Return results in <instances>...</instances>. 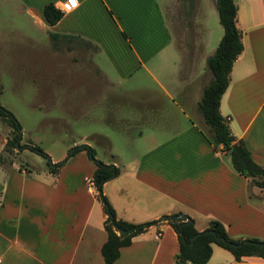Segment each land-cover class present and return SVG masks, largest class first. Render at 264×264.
I'll list each match as a JSON object with an SVG mask.
<instances>
[{"label": "crops", "instance_id": "crops-1", "mask_svg": "<svg viewBox=\"0 0 264 264\" xmlns=\"http://www.w3.org/2000/svg\"><path fill=\"white\" fill-rule=\"evenodd\" d=\"M207 1L215 6V0H199L196 11L187 9L194 14V28L191 42L187 39L181 49L169 15L177 0H0L2 67L31 65L36 70L32 65L39 62L41 48L34 30L50 29L52 42L44 47L51 59L50 82L65 88L58 93L59 101L94 103L90 110H98L99 120L129 134L140 135L135 129L143 123L158 135H169L152 142L103 185L117 218L133 223L158 220L121 247L115 264H190L176 262L177 234L159 220L174 213L188 215L198 231L217 220L234 239H264V188L237 173L230 156L214 150L202 133L207 130L201 120L206 124L197 105L211 78L205 66L211 55L204 39ZM233 1L243 50L231 68L219 111L253 160L264 166V0ZM48 3L63 12L55 24L43 17ZM190 5L194 7L192 1ZM13 20L19 24H7ZM60 52L90 54L92 62L58 66L54 57ZM167 54L173 69L167 68ZM75 70L85 71L97 90L88 91L86 84V92L73 94L71 79L79 73ZM139 72L149 78L147 85L135 78ZM150 78L157 88H150ZM4 145L0 138V153ZM73 156L57 173L0 162V264H105L101 246L107 238L106 215L90 184L95 165L90 175L67 170ZM58 161L51 158L52 163ZM211 247L206 264H264L259 256L237 261L217 244Z\"/></svg>", "mask_w": 264, "mask_h": 264}, {"label": "rangeland", "instance_id": "rangeland-1", "mask_svg": "<svg viewBox=\"0 0 264 264\" xmlns=\"http://www.w3.org/2000/svg\"><path fill=\"white\" fill-rule=\"evenodd\" d=\"M191 1L194 7H191ZM177 2L169 13L171 16L170 24L181 49H184L185 41L188 39L189 43L191 42V34L194 28V14L192 15L190 11L196 8L199 0H177ZM188 8L190 11L186 13ZM194 10L196 11V9ZM7 24L16 25L19 23L13 20ZM20 24L28 26L26 22H20ZM205 24V49L206 52L212 54L222 37L223 29L219 23L215 6L208 4V1L205 4ZM49 32L37 28L34 30L33 34L41 48L39 62L32 65L36 70H33L31 65H27L29 69H16V65L11 64L10 69H5L0 64V104L13 113L22 127L19 143L37 145L56 161H62L76 146L87 144L94 149V159L96 161L117 165L120 168H123V164H125L128 168L134 157L143 152L152 142L160 137L164 139L169 136L165 134L158 135L143 123H139L137 125L139 128L135 129V131H142L140 135L129 134L125 130H117L103 120H99L98 110H94V112L90 110L94 103L59 101L62 100V96L58 93L64 92L65 88L62 84H53L49 79L51 59L49 54L46 55L48 53L46 49L52 42L50 41ZM186 55L190 59V55ZM91 57L90 54L85 57L78 53L60 52L54 58L55 61L61 63L57 64L59 66L67 61L90 62L91 64ZM102 59L105 62L104 57ZM166 61L167 68L173 69L175 63L172 64L170 54H167ZM174 62H178V56H176ZM76 67L80 68L79 66ZM175 68L176 65H174ZM61 70L62 72L65 71ZM58 71L60 70L56 72ZM75 72L79 73L74 74L71 79L70 89L73 94L77 95L79 90H81L80 93L86 92L84 91L86 90V84L88 91L94 92L97 90L95 84L89 83L85 71L83 73L75 70ZM16 74H18V78L15 76ZM24 74H27L25 78H23ZM135 78L146 82V85L147 79H149L142 72L137 73ZM171 78H174V74ZM151 81L150 88H157L156 83L153 80ZM131 84L135 85L134 82ZM142 84L139 83L137 86L139 85L142 88ZM87 113H90L89 117H85ZM118 124H120V127L124 126V124L117 121ZM201 124L207 130L202 120ZM11 137V127L5 119L0 118V138L6 143ZM1 153L4 158L2 161L4 166H9L11 162L15 161L21 168L28 170H49L46 158L29 149L20 151L14 148L10 151L3 150ZM73 158L70 164L67 165V170L77 168L83 170V173L91 174V167L95 165V161L86 152H77ZM223 251L225 252V250Z\"/></svg>", "mask_w": 264, "mask_h": 264}, {"label": "trees", "instance_id": "trees-1", "mask_svg": "<svg viewBox=\"0 0 264 264\" xmlns=\"http://www.w3.org/2000/svg\"><path fill=\"white\" fill-rule=\"evenodd\" d=\"M215 7L223 34L214 52L205 61V66L211 73V78L203 87L197 105V110L207 126V131H202V133L208 142L213 145L214 150H220L230 156L232 167L237 173L251 178L254 185L264 188V166L253 160L251 152L243 140L237 139L231 133L227 119L219 111L221 97L229 84L231 68L243 50V43L241 33L236 25L237 7L234 1L215 0ZM42 14L48 23L55 24L61 19L63 12L56 8L53 3H48L44 5ZM0 118L5 119L12 130V137L6 141L3 150L10 151L17 148L20 151L29 149L36 152L46 158L51 173H57L69 157L80 151H85L95 161V169L90 181L106 215L103 227L107 238L101 246V255L105 264H115L120 255L121 247L130 245L135 235L144 232L150 225L158 222V220H151L133 223L117 218L114 208L106 195L103 194L102 189L105 182L120 173V168L113 164L96 161L94 159V149L89 145H78L62 161L52 163L50 156L39 146L19 143L22 127L13 113L1 104ZM3 159V154L0 153V162ZM178 214L164 215L159 219L168 222L177 234L179 244L178 253L175 256L177 263L206 264L212 254V243L231 252L237 261H240L242 256L253 255L264 258V239L258 237L234 239L229 236L223 223L217 220L210 221L206 229L198 231L192 218L188 222L183 218H179ZM118 229H122L124 232L118 233ZM197 233L200 234L193 239ZM233 243L239 245L233 246Z\"/></svg>", "mask_w": 264, "mask_h": 264}, {"label": "water", "instance_id": "water-1", "mask_svg": "<svg viewBox=\"0 0 264 264\" xmlns=\"http://www.w3.org/2000/svg\"><path fill=\"white\" fill-rule=\"evenodd\" d=\"M53 165V164H52ZM178 217L179 218H183V219H185L186 221H188V222H190L191 221V219H190V217L188 216V215H186V214H184V213H179L178 214ZM210 231V230H209ZM124 231L122 230V229H118V233H123ZM208 232V231H207ZM200 233H197L194 237H193V239L196 237V236H198ZM233 246H238L239 244H236V243H233L232 244Z\"/></svg>", "mask_w": 264, "mask_h": 264}, {"label": "built area", "instance_id": "built-area-1", "mask_svg": "<svg viewBox=\"0 0 264 264\" xmlns=\"http://www.w3.org/2000/svg\"><path fill=\"white\" fill-rule=\"evenodd\" d=\"M64 7L67 8V7H69V5L68 4H64ZM90 184H91V186H93L91 181H90ZM159 234H160V231H159Z\"/></svg>", "mask_w": 264, "mask_h": 264}, {"label": "snow or ice", "instance_id": "snow-or-ice-1", "mask_svg": "<svg viewBox=\"0 0 264 264\" xmlns=\"http://www.w3.org/2000/svg\"><path fill=\"white\" fill-rule=\"evenodd\" d=\"M73 3H75V0H73Z\"/></svg>", "mask_w": 264, "mask_h": 264}]
</instances>
